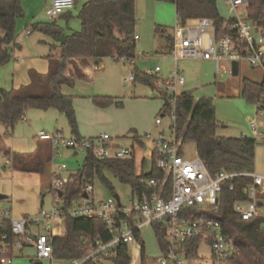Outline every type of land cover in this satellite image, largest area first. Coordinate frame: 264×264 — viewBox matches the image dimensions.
Returning <instances> with one entry per match:
<instances>
[{
    "label": "trees",
    "instance_id": "obj_1",
    "mask_svg": "<svg viewBox=\"0 0 264 264\" xmlns=\"http://www.w3.org/2000/svg\"><path fill=\"white\" fill-rule=\"evenodd\" d=\"M23 1L25 0H0V66L11 60V49L16 38V21L23 17ZM157 1L167 2L174 6L176 20L179 24L208 19L218 29L225 26V33L235 37V33L227 28L235 19L222 18L218 13L215 0ZM244 1L245 20L261 29L264 34V0ZM134 9L135 0H89L84 3L77 15L80 27L76 32L67 34L55 21L33 24L30 28L31 32H38L49 37L53 42L50 46L51 51L58 48L60 56L58 60L50 58L49 72L46 76L31 72V83L28 86L8 92L0 90V124L6 128V134H10L15 125L25 119L28 110L55 109L65 116L71 134L79 140L73 98L61 94L60 91L62 85L71 84L70 80L65 77V72L68 68H72L78 78H84V74L77 68L74 60L91 59L96 65L104 58H112L115 62L132 61L135 58ZM63 34L65 38L61 42ZM171 49L172 38L169 44L170 52ZM153 78L146 73L135 72L134 75L135 80L151 89L154 88ZM165 91L164 95L160 96L163 100L161 116H165L168 110L166 88ZM263 95L264 80L261 83L243 80L239 96L247 103L255 105V101ZM93 103L99 108H105L113 103L117 107L121 106V102H114L110 98L95 97ZM218 126L212 99L195 100L192 95L179 94L175 113V133L181 146L184 147L188 143L194 144L196 155L212 175L222 170L227 172L253 171L256 140L244 136L239 138L218 137L216 134ZM142 147L140 138L135 137L132 145V158L126 160L98 161L91 154H87L82 169L72 175L73 177L69 178L66 185V192L62 198L64 210L82 199L85 187L92 185L95 178H98L112 191L103 172L110 173L120 183L128 185L131 194H148L150 190L145 189L141 181L152 178L162 179L164 174L155 168L153 156L148 173L143 172L145 161L141 160L138 166L135 148L142 149ZM0 152L14 170L38 174L42 172V165L36 162L41 155L40 150L30 157L11 155L10 151L5 148L0 149ZM47 154L49 156L50 152ZM248 182L247 179L234 180L233 190H230L228 185L224 186L219 196L217 211L208 215L220 222L222 232L236 245L238 255L233 259L234 264H264V218L258 217L243 221L233 209L236 201L244 200L241 187ZM169 187L170 179L167 182V190ZM63 225L65 236L53 238L51 241L53 258L56 261L70 262L81 259L94 249L97 241L106 243L112 238L104 224L94 218L75 219L65 216ZM151 227L154 229L157 245L163 254L168 247L165 232L160 225ZM3 232L8 234V229ZM136 239H139V234H136ZM199 244L196 239L186 243L188 260L198 257ZM141 249L143 251V246ZM106 262L130 264L127 246H119L116 255L109 260L90 261L86 264H105ZM141 262L145 263L146 259L142 258Z\"/></svg>",
    "mask_w": 264,
    "mask_h": 264
},
{
    "label": "rangeland",
    "instance_id": "obj_2",
    "mask_svg": "<svg viewBox=\"0 0 264 264\" xmlns=\"http://www.w3.org/2000/svg\"><path fill=\"white\" fill-rule=\"evenodd\" d=\"M89 0H74V6L57 18L56 22L68 33L79 30L77 15L84 3ZM220 16L228 19H246V7L240 5L234 10L229 0H215ZM45 0H25L22 3L23 17L16 23L19 26L33 25L40 22H49L45 16ZM61 16V15H60ZM134 17L136 20L134 35L135 58L132 61L120 60L115 62L112 58H104L101 68L95 69L91 63L86 68L87 78L76 80L71 87H62V94L73 97V109L75 112L77 132L81 139L98 137L105 133L116 137L119 128L125 123L142 122L146 126L143 133L148 132L152 138H156L161 127L154 125L156 117L160 116L166 84L172 82L173 74L178 71L184 77L185 85L176 87L181 94L185 91H193L194 99H212L215 107L216 120L219 126L216 134L221 138L247 137L256 140L255 161L253 172L264 177V116L257 114V107L247 103L234 91L240 90L243 80L253 83H261L264 80V68H252L246 62L238 64V76L233 77L230 72V64L223 63L225 72L216 74L215 64L210 61L180 60L176 64L172 60L169 50L170 38L173 29L178 23L175 8L167 2L157 0H135ZM36 35L33 34L32 37ZM27 37V36H26ZM29 38V37H28ZM91 60V59H89ZM98 65V64H97ZM96 65V67H97ZM159 71L155 73V69ZM135 72L146 73L153 76L152 83L155 88L141 84L134 79L129 82L130 76ZM160 93V95H159ZM110 98L114 102H122L123 107H117L115 103L105 108L94 105L93 98ZM163 123L168 126L170 118L167 114ZM259 126L258 133L251 131V125ZM61 133L66 140L74 139L71 134L66 118L55 109L45 111L30 109L26 112L25 119L16 124L12 138L3 136L4 126L0 124V149L7 146L12 153L17 155H30L37 151V134ZM44 143V142H43ZM46 143V142H45ZM120 146L131 148L127 141L119 140ZM143 149L135 148L136 163L140 164L142 158L146 165L143 172H148L151 167L150 142L145 141ZM52 160L40 175L16 172L6 158L0 153V195L6 199L0 201V211H9L8 218L21 220L23 218H38L41 210L49 211L53 205L51 191L52 172L62 179L69 180L71 175L82 169L85 155L79 153L73 156V151L59 148L54 150L47 143ZM184 152L191 156L195 154L194 144L188 143ZM57 154V155H56ZM65 166L63 172H58L57 167ZM104 177L112 187L110 191L98 178L93 180V198L95 201H107L113 195H117L123 205H128L131 200V191L128 185L122 184L108 172H103ZM1 213V212H0ZM165 232V229L162 227ZM34 234L38 230H32ZM40 232V230H39ZM59 231H56L58 234ZM143 246V251L141 249ZM130 264H158L157 259L161 251L157 245L154 229L149 226L140 231L139 239L127 246ZM198 258L184 260V264H206L208 257L206 245L200 244ZM12 264H33L34 252L31 248H25L21 252H14ZM142 258L146 259L142 263ZM42 264H70L64 261H43ZM105 264H113L106 262Z\"/></svg>",
    "mask_w": 264,
    "mask_h": 264
},
{
    "label": "built area",
    "instance_id": "obj_3",
    "mask_svg": "<svg viewBox=\"0 0 264 264\" xmlns=\"http://www.w3.org/2000/svg\"><path fill=\"white\" fill-rule=\"evenodd\" d=\"M229 1L234 10L245 5L244 0ZM73 6L74 0H50L44 16L49 22L56 21ZM227 28L235 33L234 38L225 33V26L218 29L208 19H198L186 24L177 23L172 35V60L175 64L180 60L210 61L215 64L218 75L225 72L223 63L230 64V72L232 62L239 64L244 61L252 68H264L262 30L249 21L240 19H235ZM30 34L29 29L26 36ZM137 39L135 36L134 40ZM158 71L156 68L155 73ZM172 80L166 84V114L170 118V124L166 126L163 123L165 116L160 115L154 121L156 127H161L158 136L152 138L147 134L142 138L150 142L155 168L164 174L162 179L141 181V185L150 192L131 194L128 205H123L119 197V201L114 197L107 201H95L93 186L87 185L84 190L87 198H82L64 210L62 198L69 180L62 179L57 172H53V205L49 211L41 210L38 218L21 220L9 219V211L0 213V264H12V258L16 256L14 252H21L25 248L33 250V260L37 263L55 261L51 241L58 237L55 228L63 223L65 216L100 220L112 236L106 243L97 241L93 250L81 259L70 261V264L109 260L116 255L119 246L133 244L137 240L136 234L152 225H160L165 229L168 243L166 251L157 260L158 264H184L183 261L188 260L186 243L193 239L209 246L210 264H234L233 259L238 255L236 245L222 232L220 222L208 214L217 211L224 186L228 185L233 190L234 180L247 179L249 182L241 187L244 200L236 201L233 209L243 221L264 218V177L253 171L222 170L212 175L196 153L191 156L185 154L175 133V113L179 96L176 87H183L185 81L178 71L173 74ZM128 81L133 82L134 77L130 76ZM255 106L257 114L264 116V95L255 101ZM258 129L256 123L251 125V131L261 137ZM37 139L49 143L53 151L59 148L69 149L77 155L91 154L98 161L126 160L133 155L132 148L116 146L112 137L105 133L90 139L66 140L59 132L48 134L41 131L37 134ZM65 169L63 165L57 167L58 172ZM168 179L170 187L167 190ZM5 229H8V234L3 232ZM32 230H38V233L34 234Z\"/></svg>",
    "mask_w": 264,
    "mask_h": 264
},
{
    "label": "crops",
    "instance_id": "obj_4",
    "mask_svg": "<svg viewBox=\"0 0 264 264\" xmlns=\"http://www.w3.org/2000/svg\"><path fill=\"white\" fill-rule=\"evenodd\" d=\"M49 5H50V0H45L46 8H48ZM68 13H69V11L67 12V15H68ZM67 15L64 16L61 14V16H59L58 18L66 17ZM69 15H70V13H69ZM56 24H57V22H56ZM31 26L32 25H26L25 27H22V26H19L18 24L16 25V38H15V42H14L12 49H11V60L8 63H6L5 65L0 66V90L1 91L8 92L10 90H18L21 87L28 86L31 83V79H30V73L31 72H35L41 76H46L47 73L49 72V65H50V60H51L50 58L52 57L53 60H58V58L60 56V50L58 48L51 51L50 46L53 44V42L49 37H47L41 33L34 32V31H32L31 34L26 37V31L29 30L31 28ZM58 26L61 27L60 25H58ZM71 32H76V31H71ZM71 32H68L67 34H69ZM33 34H35L36 36L32 37ZM74 61H75L77 68L81 71V73L84 74V78H78L74 74L73 69L68 68L67 71L65 72V77L70 80L71 84L70 85H62L61 90H60L61 92H62V87H65V86L66 87H70V86L72 87L76 80H85L87 78L86 68L88 67V65L90 63L92 65H94L95 69L101 68V62H99L97 67H96V64L92 60H83V61L82 60H74ZM154 89H157V88H155V86H154V88L151 90L153 91ZM234 94L239 95V90L234 91ZM63 95L68 96L66 94H63ZM159 95H160V93H159ZM70 97H72V96H70ZM195 100H198V99H195ZM162 105H163V103H162ZM120 107H123L122 102H121ZM161 109H162V107H161ZM161 109H160V111H161ZM145 127L146 126L142 125V122H134L132 124L125 123V125L123 127L118 129L119 133L116 134V137H112V139L114 140V144L116 146H120V144L118 143L119 140L127 141L130 143L131 148H132L133 139L135 137H138V138H140V140L143 144L142 148L144 149L146 143H145V140H143L142 138H143V136L148 134V132L143 133L144 132L143 128H145ZM13 131H14V129H13ZM13 131L10 134H6V128L4 127L3 136L6 138H12ZM78 136L80 137L79 134H78ZM46 144L47 143H45V142L43 143L41 141L38 142V144H37L38 148H37L36 152H38L40 150L41 155L36 160V162L40 163L42 165V172L41 173H39V174L38 173H30V172H23V171H19V170H16V172L29 173V174H33V175L42 174L44 172L45 168L50 164V161L52 160V156H53V155L52 156L49 155L50 157L47 156L48 155L47 152H49V149L47 148ZM3 148L8 149L10 151L11 155H14V153H12V151L10 150L9 147L4 145V147H2L1 149H3ZM184 149H185V146H184ZM35 153L30 154V155H20V156H29L30 157V156H34ZM149 153H150V158H151L150 149H149ZM2 155H3V153H2ZM3 158H5L4 155H3ZM141 160L145 161L144 158H142ZM145 165H146V161H145ZM149 170H148V172H149ZM148 172H146V173H148ZM0 212L2 213L5 211L2 210ZM57 230L59 231V233L57 234L58 237L61 238V237L65 236V228H64L63 223L56 225L55 233ZM206 247L208 249V257H207V259H205V262H206V264H210L211 252H210L209 246L206 245ZM198 248H199V246H198ZM197 252H198V250H197ZM161 255H162V253H161Z\"/></svg>",
    "mask_w": 264,
    "mask_h": 264
},
{
    "label": "water",
    "instance_id": "obj_5",
    "mask_svg": "<svg viewBox=\"0 0 264 264\" xmlns=\"http://www.w3.org/2000/svg\"><path fill=\"white\" fill-rule=\"evenodd\" d=\"M64 38H65V34H63V35L61 36V42H63ZM231 75H232L233 77H237V76H238V64H237V62H232V63H231ZM192 92H193V91H185V92H183V93H184L185 95H187V96H190V95H192ZM76 155H77L76 153H73V156H76ZM1 169L4 170V167H2ZM113 197H114L117 201H119V198H118L117 195H113ZM82 198H83V199H86V198H87V195H86V194H83ZM4 199H5V197L0 195V201H1V200H4ZM33 264H41V263H37V262H35V263H33Z\"/></svg>",
    "mask_w": 264,
    "mask_h": 264
}]
</instances>
